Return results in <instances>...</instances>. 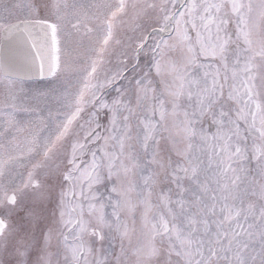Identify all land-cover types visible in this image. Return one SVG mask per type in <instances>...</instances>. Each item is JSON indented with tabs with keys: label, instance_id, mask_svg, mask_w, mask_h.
Instances as JSON below:
<instances>
[{
	"label": "snow or ice",
	"instance_id": "6c2138e0",
	"mask_svg": "<svg viewBox=\"0 0 264 264\" xmlns=\"http://www.w3.org/2000/svg\"><path fill=\"white\" fill-rule=\"evenodd\" d=\"M0 264H264V0H0Z\"/></svg>",
	"mask_w": 264,
	"mask_h": 264
}]
</instances>
